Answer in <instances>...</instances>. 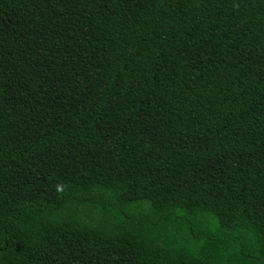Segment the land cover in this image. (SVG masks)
<instances>
[{"label":"trees","instance_id":"obj_1","mask_svg":"<svg viewBox=\"0 0 264 264\" xmlns=\"http://www.w3.org/2000/svg\"><path fill=\"white\" fill-rule=\"evenodd\" d=\"M0 264H264V0H0Z\"/></svg>","mask_w":264,"mask_h":264}]
</instances>
